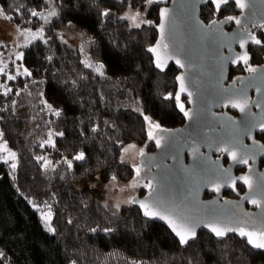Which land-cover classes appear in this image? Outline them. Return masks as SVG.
<instances>
[{
  "label": "trees",
  "instance_id": "trees-1",
  "mask_svg": "<svg viewBox=\"0 0 264 264\" xmlns=\"http://www.w3.org/2000/svg\"><path fill=\"white\" fill-rule=\"evenodd\" d=\"M146 1L0 0L12 24L44 30V39L22 46L24 58L15 61L21 73L26 68L32 75L11 81L0 76L13 90L4 96L0 87L1 138L17 156L15 171L0 160V264H264V250L235 233L218 239L200 231L182 248L169 228L145 217L139 205L107 206L110 181L129 182L137 175L120 155L128 143L150 142L144 116L167 129L184 123L175 100L179 71L173 65L156 68L148 51L157 39L159 6L153 3L147 11L151 24L133 28L121 19L127 9L143 11ZM234 6L223 13L233 16ZM33 9H54L58 15L44 23L30 16ZM211 9V4L201 8L204 23L214 18ZM0 50L7 59V48ZM8 64L7 74L15 75L13 62ZM100 64L103 76L94 70ZM245 67L235 65L228 76L245 75ZM180 101L187 110L186 100ZM49 132L54 146L41 147ZM80 153L85 159L75 160ZM147 192L142 189L140 197ZM46 210L52 232L42 218Z\"/></svg>",
  "mask_w": 264,
  "mask_h": 264
},
{
  "label": "water",
  "instance_id": "water-1",
  "mask_svg": "<svg viewBox=\"0 0 264 264\" xmlns=\"http://www.w3.org/2000/svg\"><path fill=\"white\" fill-rule=\"evenodd\" d=\"M245 2L247 7L243 10L235 6V10L240 12L238 17L241 25L233 22L231 30L225 29L229 23L221 25L225 35L217 36L207 31L208 23L201 19V8L210 3H203L202 0L154 2L159 6V20L156 24L157 39L152 47L157 48L162 61L167 56L172 57L167 59L164 69L173 65L179 71L177 76L184 77L186 92L180 94V99L187 100L186 111H189L191 118L184 116L181 127H160L154 131V136L161 141L160 146L157 147L153 139L156 149L144 152L138 167L141 169L145 166L150 170L147 179L155 191L149 190L136 198L134 204L139 205L141 201L151 203L153 199L163 200L166 206L175 209L185 223L195 226L196 237L200 231L212 233L205 224L214 221L231 227H244L246 230L264 228V206L257 207L250 202L256 199L264 205V168L259 169V161L264 157V144L256 139V135L264 133L259 129V125L264 123V69L257 66L255 73L238 75L228 81L230 69L235 65H243L231 62L242 51L239 44L233 42V36L242 28L246 27L250 31L253 25L264 24V0ZM232 3L235 5L234 0ZM161 9L168 12L164 21L163 40L159 29ZM163 44L169 46L167 54ZM251 46L255 45L250 44L247 51ZM156 56L157 53L151 52L155 65ZM177 59L184 67L176 64ZM179 89L180 84L176 79L175 94ZM241 98L248 101L245 112L232 108L230 104L225 106L229 100ZM231 111L237 114L236 117ZM194 147L199 149L196 154L192 151ZM219 147H228L236 151L238 156L247 158L250 163L248 170L235 175V170L246 164L233 161L225 152L221 153L224 158H229L226 167L222 164V158L214 160L213 155L220 153L217 151ZM244 175L250 178L252 190L237 179L236 190L239 184L245 187L240 198H223V194L229 190L236 192L227 186L231 179ZM214 185H221L218 193L213 191ZM207 192L212 197L206 200L204 195ZM247 205L254 208L247 209ZM149 219L167 226L179 242V237L165 220ZM230 233L237 234L229 232L227 235ZM186 246L181 245L182 248Z\"/></svg>",
  "mask_w": 264,
  "mask_h": 264
},
{
  "label": "snow or ice",
  "instance_id": "snow-or-ice-1",
  "mask_svg": "<svg viewBox=\"0 0 264 264\" xmlns=\"http://www.w3.org/2000/svg\"><path fill=\"white\" fill-rule=\"evenodd\" d=\"M47 2V0H46ZM156 2V0H147V3L152 4ZM203 3H210L212 5V9L210 10V14L213 15V19L208 21L207 24V31L209 33H211L213 36H217V35H225V33H223L222 29L220 28L221 25H225L229 22H234L236 25H241V19L239 17L236 16H232V15H226L224 16L222 19H217L215 18V16L217 14H221L223 12H226L228 10V7L231 5L232 0H202ZM235 6L236 8H239L241 10L245 9L247 7V4L245 2V0H234ZM17 14H19V9L16 10ZM58 13L53 9L51 11L48 12L47 16H45L43 13H40L38 11H36L35 9L30 11V16L33 18H38V19H42L44 20V23H49L50 17H55L57 16ZM103 16H108L109 12L105 11L102 13ZM139 15V13H136V15H133L132 17H130V19L133 21L134 23V27H140L139 23H135L136 21V16ZM168 16V12L166 9H161L160 11V17H161V23L159 25V29L160 32L162 34V40H163V32H164V28H165V23L164 21L166 20ZM0 17H3L4 19L7 20H11L12 17L5 15V10L0 8ZM129 17H122L121 19H128ZM29 23L31 22L30 20L28 21ZM147 23L151 24L152 21H147ZM254 27L256 25H253ZM262 33H264V24H260L259 25ZM17 31L19 36H21L24 40V47H27L29 44L33 43L36 40H43L44 39V30L43 27L32 31L31 29H20L19 26L17 27ZM233 42L238 43L240 49L242 50L239 54H237L232 60L231 62L233 64H243L246 66V70L249 73H255L257 71V69L255 67H252L249 64V60L251 59L249 52L247 51L248 46L251 45H256L259 46L261 48L262 51H264V39L258 38V36L247 30V28H242L240 29L234 36H233ZM162 42V41H161ZM45 43H47V41H45ZM66 43V41H65ZM6 45L4 44L3 41H0V47H5ZM230 47V45H228ZM168 44H163V50L165 51V53L167 54V49H168ZM148 51L153 52V53H157L156 56V67L161 69L163 71L164 66L167 62V59H171V56H167L166 59L164 61L161 60L159 53L157 52V48H149ZM24 58V53L20 52L18 54L15 55V60L13 61V63H15V61H22ZM48 59H51V57H49ZM85 67L88 68H92L93 65H91L90 63H88L87 61L83 62ZM176 64L179 65L180 67H184V65L181 63V61L179 59L176 60ZM103 65H97L95 66L94 70L101 76H103ZM8 68V63L0 60V76H6L7 80L11 81V80H15L17 78V76L19 75H24V76H31L32 73L30 71H28L26 68L23 70V72L21 73L19 71V68L16 71L15 75H9L6 72V69ZM177 81H179L180 84V89L179 92H177L175 94V100H176V104L177 107L180 109L181 112H183L185 117L191 118L189 111H186L184 108V104L181 103L180 101V94L186 92V87L184 84V77L182 75L177 76L176 77ZM0 87L5 88V90L3 91L2 95L7 96L10 92H12V88L7 87L6 85L0 84ZM226 91V90H224ZM19 93H17L18 95ZM189 97H191V93H188ZM171 98V94H169V96H166L165 99H169ZM191 102V101H189ZM42 103L45 104V107L49 110V111H53V114L56 116L60 115L59 111H54L52 106L50 104H48L46 101H42ZM230 106L232 108H237L239 109L240 112H245V109L247 108L248 105V101L246 98H241L238 100H229L227 104H225V106ZM144 120L147 121L149 123V131H148V138L150 140L155 139L156 141V145L157 147L160 146V139L154 136V132L153 130L155 129H160V125L159 124H153L150 121V118L148 116H144ZM259 129L261 132H264V123H261L259 125ZM93 131H96V128L92 129ZM52 135L53 133L49 132L48 134V139L45 140L43 143H41V147H44L46 144L47 145H51L54 146V142L52 140ZM59 135H63V133H59ZM3 136V133H0V137ZM264 147V146H262ZM132 148H134V145H130L128 147H125L123 149V153L127 154ZM193 154L198 153L199 149L198 148H193L192 149ZM217 151L220 152H225L227 154L228 157H230L233 161L237 162V163H241V164H247L248 163V159L243 157V156H238L237 152L234 150H230L228 147H219L217 148ZM0 152L6 153V155L0 157V159H2L5 163H8L9 160L11 161H15L16 160V153L12 152L8 149L7 143H0ZM140 156L144 155L143 149L140 150L139 152ZM38 160H42L44 162L45 165H48L50 162L47 161L46 158L44 157H38ZM75 160H83L85 159L84 154L80 153L78 155H76L74 157ZM68 166L69 168L72 167V163L71 161H68ZM121 163H124L123 157L121 159ZM13 171H15L17 165L15 162L11 163L9 165ZM136 174L137 176L140 175V168L137 166L135 168ZM225 173L227 172V170H224ZM112 179H115V176L112 177ZM237 179L241 182H243L244 184L248 185L249 190H252V182L250 180V178L247 175L238 177V178H233L231 179V183L228 184V187H231L233 189V191L236 190V183H237ZM133 187L135 186V184L132 185ZM220 186L221 185H214L213 186V191H216L217 193L220 190ZM145 187L149 188L150 190H152V192L155 191V189L153 188L152 183L149 181ZM152 192H150V196L152 194ZM130 203L134 202V201H129ZM252 204L256 205L257 207H262L264 205L261 204L260 201L256 200V199H252L250 201ZM139 206L141 209H143V215L145 217H149V218H159L161 220H165L169 226L172 228L173 232H175L176 236L179 237V242L181 245H186L189 243L190 240H194L196 238V232H195V226H190L187 223L184 222L183 218L176 213L175 209L166 206L165 202L163 200L160 199H153L151 201V203H146L144 201L139 202ZM176 216L175 219H173V216ZM45 221V226L48 229V231L52 232L54 231V229L51 228L50 224L48 223L51 220V211L49 210L48 214L42 217ZM71 223V221H69ZM205 227H208L209 230L218 238V239H223L227 233L229 232H236L240 237L242 238H247V242L248 244H250L253 248L256 249H264V228H261L259 230H246L244 227H231L228 225H223L218 221H214L212 223L209 224H205ZM93 231H95V229H93ZM105 231H111V229H105ZM3 253H0V256H2Z\"/></svg>",
  "mask_w": 264,
  "mask_h": 264
},
{
  "label": "rangeland",
  "instance_id": "rangeland-1",
  "mask_svg": "<svg viewBox=\"0 0 264 264\" xmlns=\"http://www.w3.org/2000/svg\"><path fill=\"white\" fill-rule=\"evenodd\" d=\"M147 3V1H146ZM152 4L147 3L146 8L143 11H138L136 9H127L126 11H124L121 15L122 17H129L128 19H125L129 26L134 28V23L133 21L130 19V17H132L133 15H136V13H139V15L136 16V21L135 23H139L140 27L141 25H143L144 23L147 22V11L152 7ZM49 11H45V13H43L45 16H47ZM226 12H230V11H226ZM206 14L209 15V12L207 10ZM228 15L227 13H221L219 15H216L217 19H221L222 17ZM51 18V17H50ZM229 24H231V22H229ZM228 24V25H229ZM17 25L16 24H12L9 20L4 19L3 17H0V41H3L4 44L6 45L5 47L7 48V59H2V57L0 56V60H3L7 63H9L10 61H14L15 60V55L21 52V48L24 45V40L21 36H19L18 31H17ZM21 29V28H20ZM26 29V28H24ZM1 53H3V50H0ZM10 56H13V58H10ZM256 59V58H255ZM255 61V60H254ZM251 62V61H250ZM9 65V64H8ZM19 68L20 70V65L15 62L13 63V71H17V69ZM7 72V69H6ZM0 84H2L0 82ZM157 130V129H156ZM155 130H153L154 132ZM1 133V132H0ZM48 139V138H47ZM46 139V140H47ZM53 140V137H52ZM153 141V139L151 140ZM0 143H5V141L2 140V138L0 137ZM130 145H134L133 143H128V145H125V147H128ZM8 146V144H7ZM144 146H136L134 145V148H132L127 154L122 153L120 155V158L125 162H130L134 168H136L137 166H139L140 163V155L139 152L141 149H143ZM8 149L12 152H15L14 150H12L9 146ZM16 153V152H15ZM1 157L6 155V153L0 152ZM2 160V159H0ZM3 161V160H2ZM17 156H16V160L15 161H11L9 160V163H13L15 162L17 165ZM4 162V161H3ZM142 171V168H141ZM149 182L148 179H145V177L143 175L139 176H135L133 177L131 180H129V182H123L120 180H111L107 189V206L110 209L113 210H119L121 207H129L130 205H133L134 203H136V198L140 197V192L142 191V189H146L147 187H145V185ZM135 184V186L133 187L132 185ZM238 186V185H237ZM240 187V185L238 186ZM230 191V190H229ZM243 188H238L236 190V193L232 195V193L229 194V196L232 197H239L236 194H239V192H242ZM232 192V191H230ZM129 201H134L132 203H130ZM47 213L43 214L42 216H45L48 214L49 210H46ZM52 219V216H51ZM50 224V221L48 222Z\"/></svg>",
  "mask_w": 264,
  "mask_h": 264
},
{
  "label": "flooded vegetation",
  "instance_id": "flooded-vegetation-1",
  "mask_svg": "<svg viewBox=\"0 0 264 264\" xmlns=\"http://www.w3.org/2000/svg\"><path fill=\"white\" fill-rule=\"evenodd\" d=\"M232 4V3H231ZM234 11L236 12V14H233V16H236V17H238L239 15H240V12H238L237 10H235V6H234ZM223 18V17H222ZM221 18V19H222ZM234 26V23L233 22H231V24H229L228 26H226V30H231L232 29V27ZM251 32H253V33H255L257 36H258V38H261L262 39V36L264 37V33H262V31H261V29H260V27L259 26H256V27H254V28H251V30H250ZM249 49H250V54H252L251 53V50H252V52L256 55V59H255V61H253L252 60V62H250L249 61V64L252 66V67H257V66H261V67H263V69H264V51H262L261 50V48L259 47V46H251V47H249ZM249 49H248V52H249ZM253 55V54H252ZM254 55V56H255ZM246 68V67H245ZM246 73H249L248 71L246 72ZM229 75H231V74H229ZM237 75V74H236ZM230 77V76H229ZM234 77V75L232 76V77H230V80L228 79V81H232L233 78ZM184 100H185V98H184ZM186 104H187V100H186ZM187 106H188V104H187ZM188 108V107H187ZM232 112V111H231ZM232 115H234L235 117H236V113H234V112H232ZM256 136H260L258 139H260V141H262L261 143L262 144H264V133H259V135H256ZM156 149V147H155V145H154V143H153V141H151L150 140V142L148 143V145H144V148H143V152H150V151H154ZM203 153H205V152H203ZM218 158H222V164L226 167L227 166V164H228V162H229V158L227 157V158H224L223 157V153H217L216 155H213V159L214 160H216V159H218ZM188 160V158L186 157V161ZM259 163H260V167H259V169H262V168H264V157L262 158V159H260V161H259ZM249 165H250V163H247L246 165H243V166H241V167H238L236 170H235V175H239V174H243V173H245L247 170H248V167H249ZM142 168V171H141V169H140V173H141V175H143L144 177H145V179H147V177H149V174L151 173L150 172V170H147V168L145 167V166H143V167H141ZM240 185V184H239ZM238 185V186H239ZM237 186V189L238 188H243V191L242 192H239V194H236L237 196H239V197H232V196H229V194L230 193H232V195L233 194H235L236 192H230V191H228V192H225L224 194H223V198H240V195L244 192V190H245V187L243 186V185H240V187H238ZM146 190L147 191H149L150 189L149 188H146ZM210 197H212V194H210V193H208L207 192V194H205L204 195V199H206L207 200V198H210ZM247 207V209H250L251 210V208H254V207H249L248 205L246 206Z\"/></svg>",
  "mask_w": 264,
  "mask_h": 264
}]
</instances>
